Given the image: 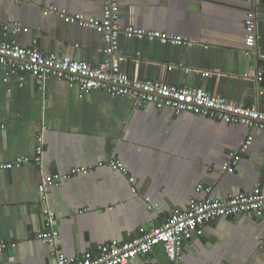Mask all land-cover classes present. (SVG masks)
<instances>
[{"label":"crops","instance_id":"0c3cea01","mask_svg":"<svg viewBox=\"0 0 264 264\" xmlns=\"http://www.w3.org/2000/svg\"><path fill=\"white\" fill-rule=\"evenodd\" d=\"M102 1H0V23L28 29L3 36L0 26V38L20 46L36 40L44 53L98 65L103 62L101 38L42 9L100 18ZM119 5L120 25L190 42L175 46L120 36L118 48L127 59L124 70L130 79L201 88L264 111V0L257 6L247 0H119ZM250 10L256 16L255 47L243 28ZM247 133L252 142L240 150ZM38 138L40 165L0 169V240L18 243L15 250L0 252V264L52 262L50 248L35 239L44 229L46 207L54 213L60 251L73 257L104 243L131 240L139 228H158L191 198L225 200L250 193L258 184L264 193V132L152 106L136 109L130 98L101 90L82 95L77 84L64 81L25 76L19 85L0 77V163L33 159ZM230 151L235 164L220 174ZM111 158L135 177L137 193L122 173L100 167L49 188L46 206L39 202L37 186L46 175ZM198 185L211 190L196 192ZM126 264L168 263L158 246ZM182 264H264V220L226 217L206 223L201 235L183 243Z\"/></svg>","mask_w":264,"mask_h":264},{"label":"built area","instance_id":"2783aa9c","mask_svg":"<svg viewBox=\"0 0 264 264\" xmlns=\"http://www.w3.org/2000/svg\"><path fill=\"white\" fill-rule=\"evenodd\" d=\"M10 3H30L31 0H0ZM258 5L259 0H247ZM44 13L56 14L65 23L76 24L82 28L94 31L102 40L100 52L103 62L91 65L64 55L44 53L33 40L29 46H20L15 41L7 42L0 38V77L4 83L16 80L22 85L25 76L37 80L64 81L69 85L77 84L82 95L92 90H101L110 96L130 98L136 109L147 106L157 111L168 109L174 114L189 113L215 122L225 124H240L249 131L264 132V111L256 107L235 105L227 99L213 95L201 88L168 85L163 82L135 81L130 79L124 65L126 58L118 48V38H135L148 41H160L170 45H190L186 39L159 31L138 29L132 26L124 27L119 23V0H103L100 18L85 17L82 14H68L55 7L42 9ZM2 35L8 31L13 35L27 33L28 29L18 23L1 24ZM243 28L248 43L256 46L258 35L256 31L255 12L246 14ZM248 54V52L246 53ZM264 58V55H260ZM210 73H204L209 76ZM262 80V72L258 73ZM35 149V157H20L12 162L0 163V169L10 170L25 164L40 165L42 160V139ZM252 142L251 133H247L239 145L240 150L247 149ZM235 164V152H228V158L223 162L218 172L225 173ZM108 167L122 173L132 193H137L136 179L130 175L116 159L100 161L94 166L72 167L64 173L48 174L37 186L39 202L46 206L49 188L59 187L63 181L75 176L91 174L96 168ZM210 188L198 185L196 192ZM144 201L148 210L151 209L150 199ZM44 229L35 235V239L50 248L52 262L50 264H126L139 256L148 255L155 247H161L168 264H182L183 243L192 236H199L206 223L219 218L239 219L250 216L264 220V193L260 185L253 187L250 193H237L225 200L206 196L202 200L191 198L183 210L175 209L163 221L161 226L150 231L139 228L137 235L123 243L108 242L97 246L92 251L77 253L66 257L59 248V235L55 229V217L51 209L46 207ZM80 213H83L81 211ZM18 243L0 240V252L15 250Z\"/></svg>","mask_w":264,"mask_h":264}]
</instances>
